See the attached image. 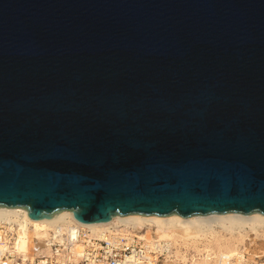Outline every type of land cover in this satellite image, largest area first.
I'll return each instance as SVG.
<instances>
[{
    "label": "water",
    "instance_id": "1",
    "mask_svg": "<svg viewBox=\"0 0 264 264\" xmlns=\"http://www.w3.org/2000/svg\"><path fill=\"white\" fill-rule=\"evenodd\" d=\"M0 207L264 215V0H0Z\"/></svg>",
    "mask_w": 264,
    "mask_h": 264
},
{
    "label": "bare ground",
    "instance_id": "2",
    "mask_svg": "<svg viewBox=\"0 0 264 264\" xmlns=\"http://www.w3.org/2000/svg\"><path fill=\"white\" fill-rule=\"evenodd\" d=\"M1 222L16 225L15 249L30 257L48 253L47 240L52 231L74 227H81L88 231L89 236L100 239L116 234L137 235L132 230H143L138 238L157 256L168 253L165 258H169L171 252L178 255L184 243L202 245L200 264H208L211 258L218 264H246L249 260L264 257V215L261 213L229 212L184 218L179 214H128L114 216L104 223L82 224L68 211L48 219H31L24 208L0 207ZM250 232L263 238L252 239L248 235ZM158 260L154 259L153 264H158ZM164 261L168 262L167 259Z\"/></svg>",
    "mask_w": 264,
    "mask_h": 264
},
{
    "label": "built area",
    "instance_id": "3",
    "mask_svg": "<svg viewBox=\"0 0 264 264\" xmlns=\"http://www.w3.org/2000/svg\"><path fill=\"white\" fill-rule=\"evenodd\" d=\"M15 236V224L0 223V264H153L160 257L137 235L100 239L81 227L52 231L48 253L30 257L15 249Z\"/></svg>",
    "mask_w": 264,
    "mask_h": 264
},
{
    "label": "rangeland",
    "instance_id": "4",
    "mask_svg": "<svg viewBox=\"0 0 264 264\" xmlns=\"http://www.w3.org/2000/svg\"><path fill=\"white\" fill-rule=\"evenodd\" d=\"M132 232L136 233L137 235H140L144 231L136 229V230H132ZM248 235L250 238L253 239L254 237H256L255 239L258 240L264 237V232L262 234L263 237L259 236V238L255 236V234H252V232H250V234L248 233ZM200 247L202 248V245H194L193 243H187V244L184 243L180 246L178 255L177 254L175 255L171 252L170 253L171 256L169 258H165V256L168 254L166 253V255L164 254L165 256L163 255L159 257L158 264H200V261L203 257V251L200 250L201 249ZM165 259H167L168 262L165 263L164 261ZM210 261L208 264H218L217 262H215L214 258H211ZM260 263H264V257L258 259L256 258L255 260H249L246 262V264H260Z\"/></svg>",
    "mask_w": 264,
    "mask_h": 264
}]
</instances>
